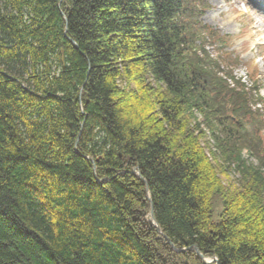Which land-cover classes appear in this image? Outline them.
<instances>
[{"label":"trees","instance_id":"obj_1","mask_svg":"<svg viewBox=\"0 0 264 264\" xmlns=\"http://www.w3.org/2000/svg\"><path fill=\"white\" fill-rule=\"evenodd\" d=\"M209 8L0 0V264H173L151 208L178 249L264 264V177L239 158L264 154V114L207 54ZM213 149L242 167L230 192Z\"/></svg>","mask_w":264,"mask_h":264},{"label":"rangeland","instance_id":"obj_2","mask_svg":"<svg viewBox=\"0 0 264 264\" xmlns=\"http://www.w3.org/2000/svg\"><path fill=\"white\" fill-rule=\"evenodd\" d=\"M206 1L210 5V8L202 17L203 23L214 28L219 32L221 37L226 38L224 46L207 45L205 47L207 54L210 58L217 61L221 72H224L226 75L230 73L233 80L238 83L240 82L243 88H245L246 93H249L251 97H253L255 103V105L253 104L251 106L253 113H256V115L264 114V39L261 40L264 38V0ZM198 55L202 57L201 52H199ZM235 59H237V61ZM219 76L223 77L221 73ZM223 78L228 81L225 76ZM231 83L232 82H228V84L232 86ZM150 84L154 87L156 86L152 81H150ZM260 122L262 123L264 120H260ZM192 125L196 127L195 134L203 138L200 139V145L202 147L207 145L208 147L215 148L216 142L212 133L207 128L205 118L200 114H194V120H192L191 126ZM200 132L202 134H200ZM261 134L264 140V131ZM239 143L242 147V149L239 150V158L243 161L241 165L250 169V171L262 172V176L264 177V154L260 153L259 155L256 151L252 150L249 144L244 140H241ZM213 151L217 152L218 150L216 151V149H213ZM218 152V154L222 156L221 152L223 151L219 150ZM207 154L208 152H206V155ZM228 157L227 155L226 157L222 156L214 162L216 168H218L215 176L221 185L222 191L225 192L228 190L230 192V190H234L240 186L242 177V167L239 162L236 160L231 161V158ZM238 169L240 170L238 171ZM255 178H257V176ZM262 199L264 203V193ZM152 209L153 208H151V210ZM151 210L148 214L149 221L151 218ZM217 212L218 209H215L214 216L216 219H218ZM157 227L159 228V231L157 230L159 237L170 246H168L172 254L171 259L168 260L170 263L196 264L193 258V256H195L203 264H207V262L215 264L212 263L211 258L205 257L200 252L207 258V262L202 260L195 251L190 250L192 247L178 249L171 244L169 239L170 243H168L158 224ZM157 227L155 226L156 229Z\"/></svg>","mask_w":264,"mask_h":264},{"label":"water","instance_id":"obj_3","mask_svg":"<svg viewBox=\"0 0 264 264\" xmlns=\"http://www.w3.org/2000/svg\"><path fill=\"white\" fill-rule=\"evenodd\" d=\"M134 174H136V175H139V173L137 172V170H135L134 171ZM150 221L157 227V224H156V222H155V218H154V213H153V209L151 210V214H150ZM157 230L159 231V228L157 227ZM167 241H168V243H170L169 242V240H168V238H165ZM172 247H174V246H172ZM174 250H176V249H174ZM190 250H193V251H195L201 258H202V260H204L205 262H207V258H205L201 253H200V251H199V249L196 247V246H194V247H192V248H190ZM176 251H178V250H176ZM211 261H212V263H215V264H218V260L216 259V258H211ZM211 262H207V264H210Z\"/></svg>","mask_w":264,"mask_h":264},{"label":"bare ground","instance_id":"obj_4","mask_svg":"<svg viewBox=\"0 0 264 264\" xmlns=\"http://www.w3.org/2000/svg\"><path fill=\"white\" fill-rule=\"evenodd\" d=\"M264 38H262L261 40H263Z\"/></svg>","mask_w":264,"mask_h":264}]
</instances>
